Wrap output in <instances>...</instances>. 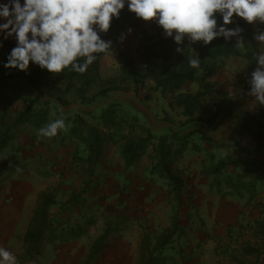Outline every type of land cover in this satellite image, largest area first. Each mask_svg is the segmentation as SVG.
Instances as JSON below:
<instances>
[{"label": "trees", "instance_id": "trees-1", "mask_svg": "<svg viewBox=\"0 0 264 264\" xmlns=\"http://www.w3.org/2000/svg\"><path fill=\"white\" fill-rule=\"evenodd\" d=\"M138 22L140 21L136 20L133 14L124 10L121 18L113 22L112 28L104 38L112 39L115 42L123 24L133 26ZM245 27L246 38L251 41L253 29L251 26ZM251 43H247L243 50L230 44H223V41H214L207 47L197 45L195 47L200 53L201 65L199 69H193L189 67L186 60L189 50H185V56L175 53V45L169 40H164L156 28L154 35L144 36L143 44L137 50L138 61L126 53L122 54L119 69L120 82L121 84L132 85L136 94H139L141 89H145L147 82H153L154 86L150 88L151 92L160 91L168 100L170 109L182 110L185 121L180 125L181 127L201 121L215 131L217 126L225 121L238 119L242 125L241 133H244L247 130L248 123L254 121L256 124L254 137L258 146L257 151H260V140L264 133V106L258 105L256 115L244 113L239 109L238 102L235 99L228 93L218 90L211 81V78L222 69L221 62L231 58L243 59L245 66L242 72L247 70L250 72L255 67L252 60L254 50ZM13 46L14 44L11 41H5L3 49H0V61L5 59ZM104 55L98 54L97 60L84 74L66 69L59 76H53L40 71L37 67H31L30 74H25L17 70H7L0 66V105L3 104L0 110V157L10 143L16 140L22 127H31L33 130L38 131L49 123L48 106L51 102L43 99L42 91L43 76L47 75L51 81L63 84L64 94L76 96L79 99L78 106L88 108L87 113L91 115L92 121L95 123L94 126L88 125L84 116L80 115L73 120H69L71 125L67 129L71 139L78 145L83 146L86 155L80 156L77 147L73 158L84 164V175L89 180L96 174L108 141L120 144V155L124 161L125 172L136 168L144 158H148L151 163L150 175L167 182L174 193V198L179 202L184 192V180L174 172V165L189 150L206 154V157L209 158V165L205 161L202 162V174L213 176L215 179L221 177L223 170L234 161L222 157L214 164L216 156L202 145L203 142L209 140L201 132H191L184 137L173 133L156 134L138 116L132 115L118 104L108 102L104 106H99L104 103L102 97L112 92V90L106 89L100 91L94 97L89 95L97 83L100 62ZM187 82L196 83L198 85L197 92H181ZM241 84L246 89L245 73H242ZM116 91H120V89H116ZM14 101H21L26 104V109L11 114ZM36 103L44 108L33 111L31 105L34 106ZM203 109L205 112L199 116V112ZM57 112L59 115L62 114L60 108ZM165 120L170 121L171 119L166 117ZM64 133L60 132L58 135L64 136ZM195 135L200 136V142L195 141ZM244 164L254 173V181L257 182L263 179L264 166ZM6 169H10V167L0 168V173L7 171ZM227 184L237 187L229 180H227ZM252 186L251 183L249 186L245 183L241 185L244 189H249ZM90 192L89 185H86L79 196L75 195L63 204L56 216H52L50 213L52 207L57 203L55 191L47 190L40 194L31 223L23 239L25 254L22 262H32L42 257L44 243L48 240L54 242L59 239L56 238L58 217L82 204L81 199ZM252 192L248 205L252 204L257 195L254 191ZM260 207L264 216V204H261ZM80 229L81 226L71 229L69 237L78 238L82 236ZM112 233L113 231L107 228L95 241L86 264H94L98 260ZM258 234L263 240L262 246L248 245L242 248L243 255L254 259V261L246 263L236 256L233 258L235 264H263V220L259 224ZM185 236L186 231L181 224L179 215L176 213L173 216L172 227L163 230L155 237L147 232L143 234L137 264H167L166 252ZM180 255L183 256V252H180Z\"/></svg>", "mask_w": 264, "mask_h": 264}, {"label": "rangeland", "instance_id": "rangeland-1", "mask_svg": "<svg viewBox=\"0 0 264 264\" xmlns=\"http://www.w3.org/2000/svg\"><path fill=\"white\" fill-rule=\"evenodd\" d=\"M141 45V40L138 38L137 41L132 43L133 54L136 55V61L137 52L135 50L139 49ZM243 49L244 48H242V50ZM221 64L224 71L221 73L218 72L217 75H215V80H222L223 82L225 80H233V83H227L229 87L225 85L231 92L230 96L238 102L239 109L242 112L256 115L258 104L254 103L250 97L241 96L237 89L242 86V71L245 66V61L231 58L222 61ZM102 82L106 83L100 85ZM150 83L152 84L153 82H147L145 86V89L149 91L150 88L153 87L151 86L149 88L148 84ZM126 87L127 84H121L119 68L113 63L112 66L108 67L106 72H103L102 74L99 72L97 83L89 95L94 97L100 91L106 89L112 90V94H114L116 89L122 91ZM63 88L62 83L51 81L47 75L43 76V99L51 102L48 106V121L51 122L57 118H64L69 127L71 125L69 120H73L81 115L84 116L88 125L94 126L95 123L92 121L91 115H88L87 113L88 108H79L77 106L79 99L73 94H64ZM127 88L133 90V86ZM148 99L152 107L158 105V108L161 111L163 109H170L169 105H167L168 100L160 91L149 93ZM33 100L35 101L34 98ZM14 102L11 114L26 109V104L21 101ZM31 106L33 111H38L41 108H44L37 103L34 106ZM2 107L3 104L0 105V110ZM59 108L62 112L61 115L57 112ZM172 111L173 112L169 118L173 120L172 122L175 125L180 126L183 121H185V118L182 115V110L176 108ZM129 112L132 115L138 116L134 110L129 109ZM204 112V109L200 111L199 116ZM152 113L154 115L158 114L155 109H153ZM209 129L211 128L209 127ZM240 130L241 124L238 119H235L234 121L227 120L223 124L217 126L216 133L218 136L225 139V143L233 145V142L227 139H231L232 136L237 140H240L241 137L253 138L256 132V124L254 121H251L248 123L247 130L244 133H241ZM64 135L63 142L65 141L64 146L66 147L67 153L64 158L65 161L63 160L61 164L56 160H52L50 164H46L47 162H45V164L41 165H31L30 163H26V174H28L26 175V184H28L26 188L30 187V190H38L41 187L44 192L47 190H54L57 200L55 212L57 213L68 199L75 195L79 196L86 185H89V188L91 189V192L85 194L84 198L81 199L83 201L82 204L70 211L73 216L69 219V222L64 219H59V221H57L56 232L59 231V225L62 226L66 224L68 225L70 222H79L83 224L86 232L91 230L94 236L103 234L107 228H110V230L113 231L110 238L114 239L130 237L134 240L136 238H141L146 232L155 237L163 230L172 227L173 216L177 213L180 217L181 224L186 231V236L182 237L166 252V257L168 258L167 264H235L233 258L236 256L246 263H252L254 261V259L247 258L242 253V248L250 245L251 242L249 240H244L248 239V237H252V235L246 233L247 228L235 229L227 226L226 229H214L215 227L209 226V223L204 221L199 215V205L196 197H188L186 196V192H183L181 201H176L174 193L167 185V182L150 175V170L146 171V177L142 182L132 175V170L135 168L131 169L129 172H118V159L121 158L119 155V143L116 144L114 141L111 143L110 141L107 142L105 152L107 151L111 154L112 160L110 163H100L95 176L89 180V178L84 175V164L73 158L77 147L80 156L86 155L83 151V146L78 145L71 139L68 130ZM194 138L196 142H200L199 135H195ZM61 142L62 141H59L58 144ZM261 142L264 146V133L261 136ZM204 143L211 148L213 147L210 142ZM15 144V142H12L9 145L10 149L14 148L13 146H16ZM109 146H111V149H108ZM238 147L243 149L239 145ZM204 156H206V154H204ZM146 160L147 162H150L148 158H146ZM5 164V156L2 154L0 157V167ZM29 164L36 176L40 178V182L38 180L33 181L28 179L29 173L27 172ZM9 167L10 169H6L7 171H5V173H7L6 176L12 174L13 169L20 167V165L17 164L16 166V163H13ZM140 167L143 170V167L145 166L141 164ZM107 168H112L114 172L113 176H108ZM140 183H142V185ZM144 184H147L150 188L148 190H142L141 188ZM136 188H138L137 192L135 190ZM189 206L191 207L190 210H188ZM56 214L54 213L51 215L56 216ZM64 236H69V234H61L59 236L58 240L62 241L60 242L61 245H58L59 247L57 251H59L60 248L61 250H64L65 247L60 246L70 242L69 239H66ZM232 238H237L235 244L231 243L233 241L229 240ZM238 239H241L242 243H239ZM50 243L52 242L49 240L45 242V244ZM233 245L236 248L233 247ZM54 250L52 244L47 246L43 252L44 256L41 261L42 264H48L53 256ZM180 252H183L184 257L180 255ZM33 262L34 261H32V263ZM94 264H96V262ZM129 264H134V261Z\"/></svg>", "mask_w": 264, "mask_h": 264}, {"label": "crops", "instance_id": "crops-1", "mask_svg": "<svg viewBox=\"0 0 264 264\" xmlns=\"http://www.w3.org/2000/svg\"><path fill=\"white\" fill-rule=\"evenodd\" d=\"M128 27H132L134 31L127 37L124 44L116 45V51L114 54L109 53L102 57L99 70L101 74L106 72L108 67L112 66L113 63H115L116 67L120 69L122 54L126 53L131 58L135 59L136 55L133 54L132 43L137 41L138 38L141 40V44H143L144 36L154 35L156 29L155 25L146 24L140 21L133 26L123 24L120 33L122 31H126ZM9 41L15 44L14 40L9 39ZM251 47L255 51V41L252 42ZM137 50L135 51L137 52ZM223 71L224 69H221L219 72L221 73ZM211 81L215 84L218 90H222L230 95L231 92L227 89V87H229L227 83L231 84L234 82L233 80H225L224 82L222 80H215L214 75L211 78ZM105 83L106 82H102L100 85H104ZM148 85L149 88L154 86L153 83ZM225 85H227V87ZM127 87L132 86L127 84ZM127 87L122 91H115L114 94L111 92L105 97H102L104 103L99 106H104L108 104V102L118 103L126 111H129V109L134 110L136 114H138V117L143 119L140 120L147 124L150 128V124L154 121L162 126L168 123L175 125L172 123L173 120H165V118L169 117L173 112L172 109H163L161 111L159 110L158 105L155 107L150 105L148 96L151 92L149 90L141 89L139 94H136L133 90H129ZM197 90L198 85L196 83L187 82L181 92L195 93ZM78 107L81 108L80 106ZM153 109L157 111V115L152 113ZM210 130L219 141L231 148H235L238 153L250 152L256 154L260 159H264V146L262 145L261 140L260 151H257L258 146L255 137H241L242 139L240 138V140H237L232 136L231 139H227L233 142V145H229L225 143L224 138L217 135V129L215 131L212 129ZM153 132L156 134H167L164 129ZM240 132H242V125ZM203 135L209 140L206 142H210L213 146L211 148L204 142L202 143L204 147L209 149L210 153L215 154L216 159L214 160V164L222 157L227 158L225 153L222 152L207 135ZM63 137H65V135H58L49 139L40 136L38 131L33 130L31 127L24 126L21 128V133L17 136L16 140L13 141L16 143V146H13L14 148L12 149L8 146L9 148L7 147L3 152L6 164L2 165L0 168L9 167L13 163H16V166L17 164L20 165L18 168L21 169L20 172H17V167L14 168L12 174L8 176H6L7 173H5V171L0 173V246L7 247L10 251H12L17 256L18 264H26V262H22V258L25 254L23 239L31 223L39 196L44 192L41 187L38 190H30V187L26 188L28 185L26 184V175H28L26 174V163H30L31 165H41L45 164V162H47L46 164H50L52 160H56L59 164H61L67 153ZM59 141L62 142L58 144ZM238 145L243 149H240ZM108 149H111V146H109ZM229 159L234 162L223 170L221 177L215 179L213 176L202 174V162L205 161L207 165H209V158L204 156V154H199L189 150L185 156L174 165V172L184 180V193L186 192V196L196 197L199 205V215L204 219V221L209 223V226L215 227L214 229H226L227 226L235 229L247 228L246 233L252 235V237H248V239L244 240L251 241V246L260 247L262 246L263 240L259 237L258 233L259 224L262 220L264 221V216L260 207L261 204H264V177L257 182L254 181V173L244 163L255 164L257 166H264V163L242 161L236 157ZM111 160V154L106 151L103 155L101 163H110ZM118 161V172H125L124 161L122 158L118 159ZM30 164L27 172L29 173L28 179L33 181L38 180L40 182V178L37 177L30 168ZM141 164L145 166L143 167V170L140 167ZM150 168L151 163L147 162L146 158H144L138 167L135 168L136 170H132V175L135 176L137 180L142 182V180L146 177V171L150 170ZM107 172L109 177L114 174L112 168H107ZM227 180H229L232 184H236L237 187L228 185ZM243 183L248 186L251 183L253 186L249 189H244L241 187ZM140 184L142 185V183ZM144 185L141 188L142 190H148L150 188L147 184ZM135 190L137 192L138 188ZM252 191L257 193V195L252 204L248 205V201L253 193ZM190 208L191 207L189 206L188 210H190ZM55 211L56 207L54 206L52 207L50 213L52 215L54 213L56 214L57 212ZM72 216L71 212H67L61 214L58 219H64L69 222V219H71ZM77 226H81L80 232L82 236L78 238H71L67 236L66 239H69L70 242L60 246L65 247L64 250H61L60 248V250L57 251L59 247L58 245L62 240L57 239V241L50 243L55 250L48 264H86L93 244L102 234L94 236L91 230L89 231L87 229L88 232H86L83 224L79 222H70L68 225H59V231L56 232V238H59L61 234H69V231ZM62 229H64V231H62ZM141 239L142 237L134 240L130 237L117 239L109 238L108 243L96 261V264H129L132 261H134V264H137ZM229 240L233 241L231 243L235 244L237 238ZM238 241L239 243H242L241 239H238ZM50 244L44 243L42 252H44ZM233 247L235 246L233 245ZM43 256L44 253L42 254V257L37 259L38 261L36 260V262L34 261L33 263L31 262L27 264H42L41 261ZM262 262L264 264V257L262 258Z\"/></svg>", "mask_w": 264, "mask_h": 264}, {"label": "clouds", "instance_id": "clouds-1", "mask_svg": "<svg viewBox=\"0 0 264 264\" xmlns=\"http://www.w3.org/2000/svg\"><path fill=\"white\" fill-rule=\"evenodd\" d=\"M124 10L155 25L161 37L175 45V53L185 56L189 50L186 60L193 69L201 65L197 45L223 41L242 49L255 41V67L242 72L246 89H237L264 106V0H0V49L9 39L15 42L0 66L25 74L31 67L53 76L66 69L84 74L98 54H114L116 45L133 33L128 27L115 42L104 38ZM245 26L253 29L251 41ZM67 129L65 119L57 118L38 134L51 139ZM0 264H18L17 256L0 246Z\"/></svg>", "mask_w": 264, "mask_h": 264}, {"label": "water", "instance_id": "water-1", "mask_svg": "<svg viewBox=\"0 0 264 264\" xmlns=\"http://www.w3.org/2000/svg\"><path fill=\"white\" fill-rule=\"evenodd\" d=\"M151 130L153 131H159L160 129H164L167 134H175L180 137H184L191 132H202L203 134L207 135L214 143L218 146V148L225 153V156L227 158L236 157L242 161H252V162H258V163H264V159H260L256 154L250 153V152H244V153H238L235 148H231L225 144H223L221 141H219L215 135L211 132L209 129V126L204 122H194L190 123L184 127H177L175 125H172L170 123L166 125H160L156 121L152 122L151 124Z\"/></svg>", "mask_w": 264, "mask_h": 264}]
</instances>
